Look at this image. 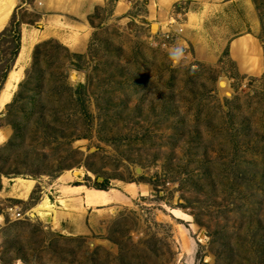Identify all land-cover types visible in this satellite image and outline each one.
<instances>
[{"label": "rangeland", "instance_id": "rangeland-1", "mask_svg": "<svg viewBox=\"0 0 264 264\" xmlns=\"http://www.w3.org/2000/svg\"><path fill=\"white\" fill-rule=\"evenodd\" d=\"M18 23L42 38L0 110L3 264H264V0H19ZM62 184L131 203L63 207Z\"/></svg>", "mask_w": 264, "mask_h": 264}, {"label": "bare ground", "instance_id": "bare-ground-1", "mask_svg": "<svg viewBox=\"0 0 264 264\" xmlns=\"http://www.w3.org/2000/svg\"><path fill=\"white\" fill-rule=\"evenodd\" d=\"M0 1H1L0 2V33H1L5 29V27L7 26L8 21L12 15V11L14 10L15 6L18 4L19 0H0ZM119 9H120V7H119ZM176 30L179 32L178 26H177ZM42 35L45 36V34H42ZM76 37H77V35H76ZM41 38H42V36L41 37L38 36L36 34V32H31V31L29 32V31L24 30V29L22 30V42H21L22 46L20 47L19 55L15 61L14 68L8 74L7 81L5 82V85H4V89L0 93V110H2L4 108V106L6 104H8V102L10 101V99L12 97V94H11L12 89L15 88V86L22 79L23 69H24L23 66L25 65V62L27 61V59L31 53V49L34 47V45L36 43L39 42V40ZM60 39H61L63 44H66L69 47L70 46H76L74 43V40H73V35H71V38H70V36L67 38L60 36ZM231 47H232V53L234 55H236L238 58H239V56H238L237 48L243 49L244 50L243 52H245V53H246L247 49L249 51L253 50L252 52H255L257 56L259 55L258 52H256V49H255L256 47H254V45H253V48L251 47V45L245 47L241 43V41L234 42L231 45ZM244 62H247V59L245 60V56H244ZM221 85L223 86L225 84L223 83ZM73 173L72 172H66L61 177L58 178L57 182L58 183H61V181L72 182L75 180L76 177L81 175V173H79V172H75L74 174ZM15 183H16V190H15L16 197L18 199H23V200H25L28 197V195L32 191L34 184H35V182L32 180L21 179V178L15 179ZM60 188L64 189L67 192L64 195L65 197L59 198L58 201H59L60 205H63V207H68L69 202H77L78 201L80 206L82 204L83 210L85 208L107 207L111 204H113V205L114 204L115 205L116 204H121V205L122 204L123 205L130 204L131 199L128 196L134 197L139 192H141V193L145 192L143 186L138 187L137 185L132 184V183L127 184L125 186V192L127 193L128 196H126L123 193H121L117 190H114V189L108 190V191L100 190V189H85L83 191V193H81L78 189L75 190L71 186H65L63 184L60 186ZM32 212L36 213L39 217H43L45 221L55 225L54 215L56 213V208L52 203H50V201L48 199L44 198L39 204H37L32 209ZM171 213L178 218L181 217V213L178 211L173 210Z\"/></svg>", "mask_w": 264, "mask_h": 264}, {"label": "trees", "instance_id": "trees-1", "mask_svg": "<svg viewBox=\"0 0 264 264\" xmlns=\"http://www.w3.org/2000/svg\"><path fill=\"white\" fill-rule=\"evenodd\" d=\"M20 39H21V35L19 33V23H18V25L16 24L15 26L13 25L9 28L4 29V31L0 34V41H3L2 43L7 44L8 45L7 51L11 52V53H9L10 59L8 61H6L7 63L3 66L4 68L0 67L1 68L0 70L3 71V74L1 76L2 77L1 82H4L6 76L11 71L10 69L13 66V63L16 61L15 59H17L16 57H18V55H19L20 44H21ZM6 53L7 52L5 51V54ZM5 66H6V68H5ZM4 85H3V87H4Z\"/></svg>", "mask_w": 264, "mask_h": 264}, {"label": "clouds", "instance_id": "clouds-1", "mask_svg": "<svg viewBox=\"0 0 264 264\" xmlns=\"http://www.w3.org/2000/svg\"><path fill=\"white\" fill-rule=\"evenodd\" d=\"M168 57L170 61L172 62L173 66H177L182 63L184 60V51L181 47H172L168 51Z\"/></svg>", "mask_w": 264, "mask_h": 264}, {"label": "built area", "instance_id": "built-area-1", "mask_svg": "<svg viewBox=\"0 0 264 264\" xmlns=\"http://www.w3.org/2000/svg\"><path fill=\"white\" fill-rule=\"evenodd\" d=\"M5 214L10 222L20 221L24 217V213L22 212V209H20L17 206H12V205L6 208ZM0 264H3V263L0 261Z\"/></svg>", "mask_w": 264, "mask_h": 264}, {"label": "water", "instance_id": "water-1", "mask_svg": "<svg viewBox=\"0 0 264 264\" xmlns=\"http://www.w3.org/2000/svg\"><path fill=\"white\" fill-rule=\"evenodd\" d=\"M155 29H156V26H155V25H153V30H155ZM7 105H8V104H7ZM7 105H6V106H7Z\"/></svg>", "mask_w": 264, "mask_h": 264}, {"label": "crops", "instance_id": "crops-1", "mask_svg": "<svg viewBox=\"0 0 264 264\" xmlns=\"http://www.w3.org/2000/svg\"><path fill=\"white\" fill-rule=\"evenodd\" d=\"M248 11H249V9H248Z\"/></svg>", "mask_w": 264, "mask_h": 264}]
</instances>
